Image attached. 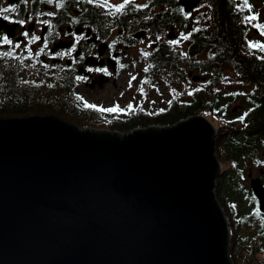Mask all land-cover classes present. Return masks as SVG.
Here are the masks:
<instances>
[{
  "label": "water",
  "instance_id": "95a60500",
  "mask_svg": "<svg viewBox=\"0 0 264 264\" xmlns=\"http://www.w3.org/2000/svg\"><path fill=\"white\" fill-rule=\"evenodd\" d=\"M223 130L204 114L127 132L0 115V264H234Z\"/></svg>",
  "mask_w": 264,
  "mask_h": 264
},
{
  "label": "flooded vegetation",
  "instance_id": "af4514ba",
  "mask_svg": "<svg viewBox=\"0 0 264 264\" xmlns=\"http://www.w3.org/2000/svg\"><path fill=\"white\" fill-rule=\"evenodd\" d=\"M124 2L0 0V9L10 10L7 20L0 16V52L26 55L48 74L69 75L89 95L120 87L134 62L161 58L152 54L161 47L183 64L218 63L212 72L191 69L197 80L189 74L205 109L231 111L215 115V125L224 129L216 145L231 132L264 141V48L250 46L264 45V0H130L117 11ZM5 35L12 43L4 42ZM244 163L243 183L252 201L246 199V211L257 218L249 224L252 232L264 220L252 187L256 178L264 185V145L247 149Z\"/></svg>",
  "mask_w": 264,
  "mask_h": 264
},
{
  "label": "trees",
  "instance_id": "16d2710c",
  "mask_svg": "<svg viewBox=\"0 0 264 264\" xmlns=\"http://www.w3.org/2000/svg\"><path fill=\"white\" fill-rule=\"evenodd\" d=\"M152 54L161 58L133 63L140 70L130 95L114 98L111 104H96L87 99L71 76L48 74L26 55L0 52V115L51 113L81 126L127 132L138 126L173 124L201 113L215 122V115L231 113L205 109V104L198 101V83L192 82L188 73L193 68L216 71L218 63L176 62L165 55L163 47ZM86 103L97 107H85ZM113 106L125 111H100ZM231 134L216 145L219 159L227 166L217 178L216 192L231 226L230 256L234 264H264V220L258 221L256 230L249 231V224L257 218L246 211V199L252 201L243 183L245 151L263 146L264 141L258 136L249 138L245 132L243 137Z\"/></svg>",
  "mask_w": 264,
  "mask_h": 264
},
{
  "label": "rangeland",
  "instance_id": "374dc122",
  "mask_svg": "<svg viewBox=\"0 0 264 264\" xmlns=\"http://www.w3.org/2000/svg\"><path fill=\"white\" fill-rule=\"evenodd\" d=\"M139 70H140V66L136 68L135 67L130 68L123 75L120 87H117L115 89H109L97 94H92V95L87 94V99L92 103H96V104H100V103L111 104L114 98L121 97L123 96V94L130 95L133 92V87L136 86V84L133 81L134 79H132V77L136 78V74ZM1 116H6V115H1ZM103 128H108V127H103Z\"/></svg>",
  "mask_w": 264,
  "mask_h": 264
},
{
  "label": "snow or ice",
  "instance_id": "6c2138e0",
  "mask_svg": "<svg viewBox=\"0 0 264 264\" xmlns=\"http://www.w3.org/2000/svg\"><path fill=\"white\" fill-rule=\"evenodd\" d=\"M25 2H26V0H25ZM49 2H51V0H49ZM89 2H92V0H89ZM129 2H130V0H125L124 4L119 5L116 10L117 11H120L121 9L124 8L125 4H128ZM146 6L147 5H144V7H146ZM11 10L14 11L15 10V6H13ZM9 11H10L9 8L0 9V16H3V18L7 20L9 17L7 15H5V13H8ZM254 18L255 17H249V19H254ZM19 23L20 24H24L25 21L20 20ZM256 27L259 28V27H261V25H256ZM24 35L27 36L28 33L25 32ZM183 38L184 39H188V36H184ZM3 39H4V42L5 43H9V44L12 43V41L6 35L4 36ZM34 39H39V37H34ZM169 43H171V44H178L179 41L178 40H173V41H169ZM250 46L253 47V48H258V47L259 48H264V45H259V44H250ZM41 51H43V49H41ZM4 55H10V53H4ZM144 55L147 56L148 53L145 52ZM121 67H124V65H121ZM97 71H105L106 72L107 70L106 69H97ZM145 71H147V69H145ZM78 79H81L82 80V79H84V77H78ZM132 79H135V77H132ZM140 91H143V88H141ZM85 107H88V108H96L97 106L94 105V104H87L86 103L85 104ZM131 107L132 106L129 105V109H131ZM100 111L115 113V112L125 111V109H121L118 106H113L111 108H101ZM246 115H247V113H245V116ZM239 119L243 120L244 117H239Z\"/></svg>",
  "mask_w": 264,
  "mask_h": 264
}]
</instances>
